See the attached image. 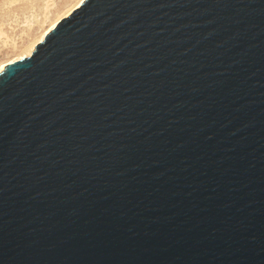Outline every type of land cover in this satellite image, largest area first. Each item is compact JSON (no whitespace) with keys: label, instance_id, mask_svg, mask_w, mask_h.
<instances>
[{"label":"water","instance_id":"water-1","mask_svg":"<svg viewBox=\"0 0 264 264\" xmlns=\"http://www.w3.org/2000/svg\"><path fill=\"white\" fill-rule=\"evenodd\" d=\"M0 264H264V0H85L8 64Z\"/></svg>","mask_w":264,"mask_h":264},{"label":"rangeland","instance_id":"rangeland-1","mask_svg":"<svg viewBox=\"0 0 264 264\" xmlns=\"http://www.w3.org/2000/svg\"><path fill=\"white\" fill-rule=\"evenodd\" d=\"M55 1L57 0H0V63L19 53L33 37L29 35V22L35 20L33 25L39 32L47 27L49 19L43 22L45 14L48 7L54 8Z\"/></svg>","mask_w":264,"mask_h":264},{"label":"bare ground","instance_id":"bare-ground-1","mask_svg":"<svg viewBox=\"0 0 264 264\" xmlns=\"http://www.w3.org/2000/svg\"><path fill=\"white\" fill-rule=\"evenodd\" d=\"M83 2H85V0L55 1L54 8L51 7L50 9L48 7V11H46L45 14V20L43 21L46 22L47 19H49L48 20L49 23L47 22L48 23L47 27H44L42 31L40 30V32L36 27H34L35 25H33L35 20H33L31 23L28 21L29 22L28 30L29 31L31 30V33L29 32V35H33V37L30 38V41H27L28 43H26V45L19 51V53L13 55V57L6 59L0 63V73L6 68L8 64L20 60L24 57L30 56L36 49L37 44H39V42L45 39L47 34H49L58 25L60 20L66 16H69L76 8L81 6ZM50 13L52 15L49 16ZM34 33L36 34L34 35Z\"/></svg>","mask_w":264,"mask_h":264}]
</instances>
